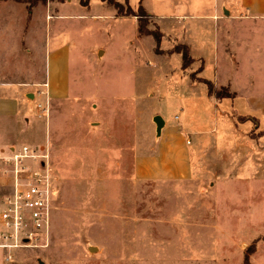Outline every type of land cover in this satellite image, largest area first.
Returning a JSON list of instances; mask_svg holds the SVG:
<instances>
[{"label": "rangeland", "instance_id": "rangeland-1", "mask_svg": "<svg viewBox=\"0 0 264 264\" xmlns=\"http://www.w3.org/2000/svg\"><path fill=\"white\" fill-rule=\"evenodd\" d=\"M186 1L129 0L135 10L141 2L156 15L148 27L161 26V49H167L162 53L155 50L152 35L136 39L138 27L132 18L113 25L108 19H89L91 26L81 36L78 71L87 82L86 92L95 91L85 96L86 103L95 95L105 99L110 110L94 111V101L68 104L61 111L54 105L50 116L57 122L50 124L56 193L49 235L16 250L10 261L0 254V264H244L248 253L249 264H264V182L135 177L140 148L148 157L158 147L156 115L179 134L180 124L194 122L201 128L200 118L208 115L206 93L192 92L190 84L192 76L200 81L202 63L183 68L181 54L168 49L175 37L203 53L208 80L226 84L233 78L230 64L218 68L216 60L212 62L216 47L208 43L213 31L171 16L186 9ZM119 2L126 7L125 0ZM105 7L95 0L93 12H105ZM45 8L36 9L40 25L45 23ZM256 39L264 52V37L257 34ZM99 46L105 50L103 59L96 55ZM227 49L231 52L232 46ZM245 57L243 77L233 87L248 92L244 82L250 74L257 92H264V59L249 62ZM242 102L236 113H252ZM98 119L109 122H93ZM254 130L247 135L255 136ZM190 137L193 140L186 135Z\"/></svg>", "mask_w": 264, "mask_h": 264}, {"label": "crops", "instance_id": "crops-1", "mask_svg": "<svg viewBox=\"0 0 264 264\" xmlns=\"http://www.w3.org/2000/svg\"><path fill=\"white\" fill-rule=\"evenodd\" d=\"M101 1L106 6L103 9L105 12L96 13L93 12L95 0H90L89 6H83L80 0H55L46 4L39 1L32 9H29V2L26 1L0 0V148L15 143L39 144L48 138L51 142L50 122H57L56 119L51 120L50 116L54 105L59 110L65 109L68 104L90 105L94 101V111L110 110L106 100L95 98V95H91L94 98L86 103L88 97L85 96L95 91L86 92L87 82L82 77L83 73L78 71L79 55L83 54L81 36L91 26L89 19L93 22L108 19L113 25L132 18L137 27L138 20L134 16H118L113 5ZM186 4V9L171 16L178 20L182 17L183 23H193L188 26L213 31V40L208 43L209 46L214 43L216 47L213 45L215 59L212 62L216 60L218 68L230 64L233 78H229L226 84L210 81L216 88H228L235 96L218 99L209 93L206 83L192 79L190 74L186 75L190 77L192 92L200 89V92L206 93L208 115L205 119L200 118L198 123L201 128L194 122L180 124V134L171 132L163 117L164 125L160 131L156 127L157 149L148 157L142 156L141 148L138 151L135 177L161 181H193L201 177L203 181L216 179L214 184L216 181L226 183L234 179L240 182H264V92H257L250 74L248 81L244 82L248 92L237 91L233 87L235 80L241 82L243 77L242 70L247 62L245 56L250 58L249 62L264 59L261 56L264 54L262 47L256 43L259 42L257 34L264 37V0H187ZM39 5L46 7L45 23L41 25L36 16ZM175 5L180 3L176 2ZM148 13L153 18L156 16ZM13 18H16V22ZM54 19L56 21L53 22ZM139 34L137 31L136 39L149 36L142 35L141 38ZM183 41L175 37L168 49L177 44L188 45L187 40ZM229 45L232 46L231 52L227 49ZM188 47L194 61L186 69L194 68L201 62L203 69L199 71V77L210 79L203 75L206 68L203 53L195 51L190 43ZM96 53L99 59H103L105 50L99 46ZM176 53L181 54H172ZM12 64L17 68H12ZM45 82H48L47 87L43 86ZM40 90H46L50 98L48 116H44L37 107L38 102L45 103L46 100ZM177 99L183 100L182 97ZM241 102L252 113L237 114L235 108H240ZM73 122L83 121L75 119ZM119 122L127 125L123 124L126 123L123 120ZM185 127H189L190 131H184ZM251 129H255V136L247 135ZM20 133L23 135L19 136ZM185 134L194 136L193 140L190 137L188 142ZM136 137L138 142L139 136Z\"/></svg>", "mask_w": 264, "mask_h": 264}, {"label": "built area", "instance_id": "built-area-1", "mask_svg": "<svg viewBox=\"0 0 264 264\" xmlns=\"http://www.w3.org/2000/svg\"><path fill=\"white\" fill-rule=\"evenodd\" d=\"M39 92L46 100L37 107L48 116L50 98L46 90ZM0 189V254L10 261L16 250L47 237L52 226L56 173L49 138L0 148Z\"/></svg>", "mask_w": 264, "mask_h": 264}, {"label": "trees", "instance_id": "trees-1", "mask_svg": "<svg viewBox=\"0 0 264 264\" xmlns=\"http://www.w3.org/2000/svg\"><path fill=\"white\" fill-rule=\"evenodd\" d=\"M18 1H26L29 2V9H32L39 1H42L43 3H48L49 1H55V0H18ZM57 1H65V0H57ZM107 1L110 5H113L117 11H118V16H136L138 19V31L141 35H152L155 39L156 42V51L158 53H162L161 49V42L164 37V33L161 31V28L159 26L156 27V29H150L148 25L150 24L151 18L153 17L146 8L142 5L140 2L139 6L137 9H133L131 5L129 4V0H125L126 2V7H124V4L119 2L118 0H104ZM80 3L83 6H89L90 0H80ZM172 53L178 52L182 54V67L183 68H188L194 61V58L190 54L189 47L186 44H177L175 45L172 50ZM203 68L200 67V71ZM195 76H192V79H194ZM201 82L206 83L208 86L209 93L211 95H214L218 99H222L224 97H234L235 95L230 92L229 89L226 87H221V88H216L214 84L207 79L200 78ZM264 133V130H263ZM244 264H249V253L246 255L245 262Z\"/></svg>", "mask_w": 264, "mask_h": 264}, {"label": "water", "instance_id": "water-1", "mask_svg": "<svg viewBox=\"0 0 264 264\" xmlns=\"http://www.w3.org/2000/svg\"><path fill=\"white\" fill-rule=\"evenodd\" d=\"M154 120L157 123L158 130L160 131L161 127L164 125V119L161 116L157 115L155 116Z\"/></svg>", "mask_w": 264, "mask_h": 264}]
</instances>
